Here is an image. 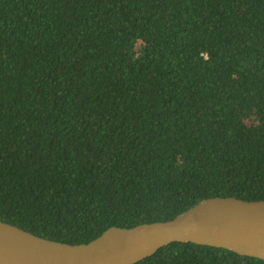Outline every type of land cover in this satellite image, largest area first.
<instances>
[{"label": "trees", "instance_id": "1", "mask_svg": "<svg viewBox=\"0 0 264 264\" xmlns=\"http://www.w3.org/2000/svg\"><path fill=\"white\" fill-rule=\"evenodd\" d=\"M215 197L264 201V0H0L1 221L87 244Z\"/></svg>", "mask_w": 264, "mask_h": 264}, {"label": "water", "instance_id": "2", "mask_svg": "<svg viewBox=\"0 0 264 264\" xmlns=\"http://www.w3.org/2000/svg\"><path fill=\"white\" fill-rule=\"evenodd\" d=\"M177 242L264 260V201L210 198L173 220L111 227L90 243L76 245L0 220V264H137Z\"/></svg>", "mask_w": 264, "mask_h": 264}]
</instances>
